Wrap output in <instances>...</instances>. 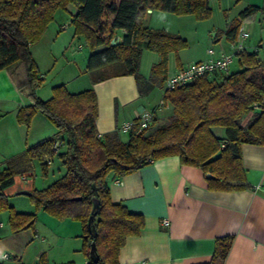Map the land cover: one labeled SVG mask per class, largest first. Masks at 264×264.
Masks as SVG:
<instances>
[{"label": "trees", "instance_id": "trees-1", "mask_svg": "<svg viewBox=\"0 0 264 264\" xmlns=\"http://www.w3.org/2000/svg\"><path fill=\"white\" fill-rule=\"evenodd\" d=\"M68 4L76 7L71 18L74 35H82L91 50L87 71L117 66L91 80L132 75L140 96L155 84L163 85L168 54L187 47L180 35L145 25L148 10L203 19L209 16L210 7L208 0H0V70H9L17 90L30 100L29 105L18 109L16 120L29 126L40 112L57 128L53 136L9 158L0 169V210H11L8 225L13 232L33 228L35 214L15 211L3 190L13 184L16 175H27L33 161L40 163L46 175L48 163L57 159L63 172L46 187L32 188L30 197L52 216L81 223V251L86 264H119V251L126 238L139 234L145 218L111 200L107 175L124 176L155 160L177 156L181 164L200 168L211 190L249 188L241 146L264 145V62L257 50L234 52L239 70L214 71L170 91L164 89L162 101L172 106L167 122L158 123L152 110L151 124L142 132H129L126 141L120 139L117 130L99 134L97 97L92 88L70 92L59 84L52 87V95L46 100L35 94L43 77L30 48L44 34L54 11ZM257 9L250 5L240 16L247 18ZM238 27L239 22L228 30L233 41ZM117 30L123 31L121 40L111 44ZM142 49L159 56L147 79L139 73ZM55 142H59L56 148ZM90 214L95 236L87 225ZM233 239V235L215 238L211 258L196 264H225Z\"/></svg>", "mask_w": 264, "mask_h": 264}, {"label": "crops", "instance_id": "crops-1", "mask_svg": "<svg viewBox=\"0 0 264 264\" xmlns=\"http://www.w3.org/2000/svg\"><path fill=\"white\" fill-rule=\"evenodd\" d=\"M148 13L151 15L154 12L148 10ZM231 27L228 28L229 31ZM228 30L229 45L232 47L233 40L230 36L233 33ZM122 34L123 31L117 30L114 38L118 37L119 42ZM181 51L168 54L167 76L207 58L205 54L199 57L181 56ZM223 51L227 52L223 47L219 49L220 53ZM170 54L174 55V63L170 62ZM158 60L159 56L153 64ZM90 81V86L84 89L92 88L96 94V128L99 134L113 132L120 124L135 118L143 110H155L158 117L169 105L167 103L160 107L157 102L143 103L145 99L139 95L132 75L112 76L98 82H93L90 78ZM48 98L50 97L41 99ZM29 104L30 100L15 87L10 71L0 70V121L8 119L6 125L10 127L4 126L5 133L11 136L16 131L19 135V146L22 147L25 128L17 122L16 113L19 108ZM220 131L217 132L222 134L223 131ZM40 140L42 139L38 141ZM33 144L24 143L25 148L15 155ZM241 160L250 187L238 191L209 189L203 171L198 167L181 164L177 156L155 160L124 176L109 173L106 180L111 200L123 204L130 212L142 214L145 218V225L139 234L126 238L119 251V264L207 262L212 256L215 238L224 235L234 236L225 264H264V191L255 189L256 185L264 184V145L243 144ZM53 161L48 163L49 166L52 167ZM51 169V174L56 178L63 172L58 161L56 168ZM21 179L26 180V175H21ZM21 179L17 182L20 190L30 191L33 185L24 184ZM10 205L13 207V204ZM22 211L24 210L18 212ZM163 219H167L168 224H164ZM36 225L31 231L33 237L39 238ZM56 225L64 228L66 238L73 239L70 251H81V223L64 218L56 220ZM41 232L46 234L42 229ZM8 233H2L3 237ZM51 234L57 235L53 229ZM65 258L60 260L71 264L75 262L71 255L67 257L70 259ZM81 258L83 264H86L85 255ZM0 260L3 259L0 257ZM18 263L24 264L21 261Z\"/></svg>", "mask_w": 264, "mask_h": 264}, {"label": "rangeland", "instance_id": "rangeland-1", "mask_svg": "<svg viewBox=\"0 0 264 264\" xmlns=\"http://www.w3.org/2000/svg\"><path fill=\"white\" fill-rule=\"evenodd\" d=\"M208 5L210 7L209 16L203 19L196 18L192 14L176 15L166 11L153 10V14H146L144 22L148 27L164 29L180 35L186 39L187 47L182 49L179 54L188 57H199L205 54L207 58L203 60L209 57H218L219 49L222 47L227 50L225 53H233V48L229 45L227 30L239 22V25L249 33L248 38L243 41L245 50H257L258 58L264 62V0H208ZM250 5H255L258 9L247 18H242L240 12ZM75 10L76 7L72 4H68L65 9H56L42 37L30 48L38 71L43 77L42 83L35 89V94L38 97H51L52 87L59 84L65 85L70 92H77L90 86L91 77L110 72L117 67L116 65H106L92 72L87 71V60L91 50L82 35H74L71 18ZM214 34L216 35L214 36ZM209 50H212L213 54L210 55ZM156 58H158L156 53L142 49L139 58V73L144 78L149 74ZM174 59V55L170 54L171 63H174ZM240 68L236 55H233L228 73ZM222 74L226 73H219V75ZM163 93L164 82L162 86L155 84L142 95L143 100L145 99L142 102L145 104L159 103ZM25 96L27 97L26 94ZM27 99L29 100L28 97ZM171 113L172 106L169 104L158 115V123L167 122ZM33 117L29 126L24 125L23 147L19 146V135L16 131L12 132L11 136L5 133V127H10L6 125L8 119L0 121V169L10 157L25 148L24 143L30 145L56 133V126L40 112H37ZM248 118L249 116L244 119V122ZM216 130L220 131L221 128ZM119 137L126 141L129 132H119ZM57 161L54 159L52 167L48 166L46 175H43L40 163L34 161L32 170L26 175V180H22L21 175H16L13 184L10 185L13 187L8 186V190L6 188L3 190L8 203L13 204L15 211L24 210L22 212L35 214L34 224H37L36 230L40 238L33 237L32 228L13 232L8 225L11 210L1 209L0 222L3 223V226L0 227V254L9 255V258L2 260L3 264H19V261L24 264H71L68 261L60 260L63 257L70 259L67 258L70 255L75 260L72 264H83L81 258L84 255L83 252H71L69 247L70 243L74 242L73 239L66 238L64 228L56 225V220L60 219L39 209L30 196L16 194L20 190L17 185L20 179L24 184H31L32 188L37 189L46 187L54 181L56 176L51 174V168H56ZM41 229L46 232L45 235ZM51 229L56 231L59 236L52 235ZM4 232L9 233L4 234L3 237L2 233ZM57 237L59 238L56 241Z\"/></svg>", "mask_w": 264, "mask_h": 264}, {"label": "built area", "instance_id": "built-area-1", "mask_svg": "<svg viewBox=\"0 0 264 264\" xmlns=\"http://www.w3.org/2000/svg\"><path fill=\"white\" fill-rule=\"evenodd\" d=\"M248 36V31L239 25L237 35L232 44L233 53L221 52L216 58L209 57L206 60L193 62L184 68H180L178 71L166 77L164 81V89L170 91L214 71H228L229 66L233 61L234 52L245 49L243 41L248 38ZM208 53L211 55L213 54V51L209 50ZM164 104L165 103L161 99L158 106L163 107ZM153 115L154 111L143 110L135 118L120 124L116 130L118 133L131 131L136 133L142 132L151 124ZM58 145L59 142H55L54 148ZM255 189L264 191V184L256 185ZM163 223L168 224V220L163 219ZM0 226H2V223H0ZM0 257L6 259L9 255L4 253L1 254Z\"/></svg>", "mask_w": 264, "mask_h": 264}, {"label": "water", "instance_id": "water-1", "mask_svg": "<svg viewBox=\"0 0 264 264\" xmlns=\"http://www.w3.org/2000/svg\"><path fill=\"white\" fill-rule=\"evenodd\" d=\"M118 37H116L115 39L111 40V44H115L118 42ZM210 174H206V176L208 177ZM16 194H23V195H27V196H30L31 195V192L29 190H19ZM96 206V204H95ZM92 221H93V214H90L89 218H88V222H87V225L89 227V230L90 232L92 233V236H95L96 232H95V228L93 227L92 225ZM94 243L91 244V258H94Z\"/></svg>", "mask_w": 264, "mask_h": 264}]
</instances>
